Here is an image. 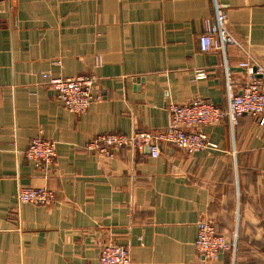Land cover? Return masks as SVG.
Here are the masks:
<instances>
[{
    "label": "crops",
    "instance_id": "1",
    "mask_svg": "<svg viewBox=\"0 0 264 264\" xmlns=\"http://www.w3.org/2000/svg\"><path fill=\"white\" fill-rule=\"evenodd\" d=\"M232 33L264 68V0H218ZM215 0H0V264H99L125 246L131 264H264V124L242 114L201 127L216 149L161 143L84 149L102 133L157 132L166 103L194 98L225 107L223 58L199 51ZM235 89L244 56L228 46ZM205 73L197 77V72ZM94 74L83 114L67 111L44 74ZM36 136L55 142L49 166L22 153ZM46 187L49 205L20 203L19 187ZM213 221L234 245L205 261L197 223Z\"/></svg>",
    "mask_w": 264,
    "mask_h": 264
},
{
    "label": "built area",
    "instance_id": "2",
    "mask_svg": "<svg viewBox=\"0 0 264 264\" xmlns=\"http://www.w3.org/2000/svg\"><path fill=\"white\" fill-rule=\"evenodd\" d=\"M199 51L203 53L219 52L223 58L225 77V107L194 98L188 101L166 103L167 123L157 132L134 130L130 133H102L95 136L83 147L99 155L113 157L116 150H147L152 157L159 155L161 143L170 144L188 153L205 149H216L201 130L202 126L226 121L231 129L242 114H248L264 124V68L259 65L241 42L229 29L227 14L218 0H215L213 15L203 20L202 32L197 37ZM228 46L236 47L244 56L237 67L246 72L247 81L235 89L230 76V68L224 54ZM203 77L204 72H197ZM46 83L54 91L55 99L67 111L79 115L86 112L90 103L97 97L94 92L96 76L78 74L71 77L44 74ZM36 165L49 166L56 155L55 142L41 136L32 138L22 152ZM54 192L46 187H19L16 198L20 203L49 205L54 200ZM195 250L205 261L216 259L221 251L233 250L234 245L216 231L212 220L200 219L194 240ZM99 264H131L128 249L120 244H104L98 256Z\"/></svg>",
    "mask_w": 264,
    "mask_h": 264
}]
</instances>
